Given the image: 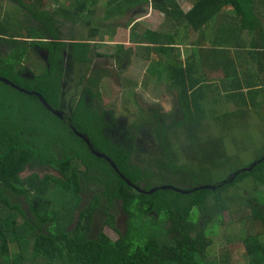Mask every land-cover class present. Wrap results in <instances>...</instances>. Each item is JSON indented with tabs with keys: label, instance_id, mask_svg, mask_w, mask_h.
Masks as SVG:
<instances>
[{
	"label": "trees",
	"instance_id": "obj_1",
	"mask_svg": "<svg viewBox=\"0 0 264 264\" xmlns=\"http://www.w3.org/2000/svg\"><path fill=\"white\" fill-rule=\"evenodd\" d=\"M12 1L28 9L30 19L39 25L25 27L24 41L23 33L12 29L0 13V77L11 82L0 80L8 94L0 99V264H217L206 261L209 235L223 226V215L230 209L249 226L241 239L250 259L246 264H264V154L232 169L226 179L202 181L204 171L220 168L232 156L224 151L223 139L205 141L197 136L198 131L206 133L211 115L228 126L229 118L246 119L247 110L263 108L264 0H108L105 19L145 2L166 11L158 29L139 33L137 23L131 28L130 41L145 43L148 51L141 56L150 58L153 49L160 56L151 61L150 77L177 89L180 106L171 117L153 109L160 155L146 159L125 143L134 141L133 130H127L123 144L115 142L105 133L110 126L103 119L102 104L86 102V97L102 100V74L88 79L90 85L76 101L69 115L73 128L45 105L61 109L63 65L58 60L68 43L49 44V65L32 78L22 75L30 51L38 53L31 46L46 45V36L58 37L56 15L72 23L86 21L92 36L98 32L90 18L101 0H74L73 7L52 0L56 11L44 9L42 0H34L33 6ZM35 2L42 7L33 10ZM69 43L73 56L82 62L88 61L91 44L97 56L120 64L128 52L122 44L87 39ZM214 71L222 77H211L209 72ZM216 102L236 107L211 114ZM139 124L133 127L137 130ZM179 130L188 140L183 149L193 151L191 161L172 144ZM93 150L104 153L117 169ZM26 170L30 173L24 175ZM182 176L197 183L174 185L172 178ZM163 178L173 182L163 184L190 192L158 188L148 193L163 185L155 183ZM246 179L254 189L245 194L237 186ZM210 184L218 186L195 189ZM117 201L129 217L124 232L116 226ZM105 225L119 231L116 240L104 233ZM228 257L224 248L221 264H230Z\"/></svg>",
	"mask_w": 264,
	"mask_h": 264
},
{
	"label": "rangeland",
	"instance_id": "obj_2",
	"mask_svg": "<svg viewBox=\"0 0 264 264\" xmlns=\"http://www.w3.org/2000/svg\"><path fill=\"white\" fill-rule=\"evenodd\" d=\"M25 1L26 4L32 5L34 0ZM150 1L152 2V0ZM179 1L186 2L184 0ZM107 2L108 0H101L96 8H94L95 15L90 18L92 20V27L96 26L98 31L93 33L94 36L91 35V27L85 23L86 21L79 20L76 23H72L65 20L60 14L55 16L58 37L68 44L71 41L90 39V41H97L92 42L95 44L100 42L114 46L122 44L124 51H128L123 64H120L118 61L111 59L105 61L104 58L97 56L95 50H93L94 44L90 45L89 53L87 54L88 61L83 62L75 59L73 52L70 51L71 46L64 48L66 72L62 79L61 109L66 114H70L83 89L88 85V79L102 74V100L98 102L97 99L89 97H86L85 100L88 104H102V108L104 109L103 119L110 126L105 130L107 137H111L115 142L123 144L126 132L130 128L135 133L134 141L132 143L125 142L126 144L133 145L144 159L150 157V155H160L157 138L153 134L155 117L152 111L155 109L165 117H171L173 113L180 111L178 90L169 89V82H156L150 77L152 75L149 71L151 61L160 59V56L157 55L154 49L151 50L150 58L141 56V52H148L143 47L145 43L142 42L138 45L130 41V38L131 28L135 23L138 25V29L136 30L139 33H142L145 28L158 29L159 24L165 20L164 14L166 11L161 8L160 11L162 12H160L151 3L145 2L146 4L142 6H136L134 11H129V8L125 7L128 12L124 15L105 19ZM69 4L73 7L76 2L74 0L62 1V5L64 6H69ZM35 5L37 6L33 7V10H38L42 7L38 6V2H35ZM42 5H46L44 9L46 8L49 11H56L58 7L52 0H42ZM0 13L2 18L7 19L12 29L23 33L24 37L21 40L24 41L27 40L25 27H37L39 25L37 20L30 19L31 16L28 9L20 7L12 0H0ZM50 14L53 15L54 12H50ZM138 46H142V49ZM182 49L184 48L182 47ZM98 50L101 49L99 48ZM41 56L34 51H30L27 59L23 62L22 75L29 74V72H25L26 70H29L32 74L42 72L45 63ZM185 57L186 50L184 49L183 59ZM209 73L214 78L222 77L220 71ZM260 74L261 77H264V71H261ZM0 90V99H4L8 95L7 90L2 85H0ZM261 99L263 101L262 109L247 110L246 119L239 118L238 116L229 118L232 124L228 125L229 127L224 120L215 121L212 115L208 118L206 124L209 125V128L206 133H202L203 139H206L208 136L212 139H223L224 151L227 155L232 156V158L218 169L214 168L207 172L204 171L200 175L202 181L215 183V181L226 179L232 169L250 163L261 155L260 153L264 154V149H261V152L258 150L255 152L256 154L254 153L255 150L264 147V96ZM212 102L209 103L211 107L213 106ZM216 105L214 107L216 111L211 110V114L216 112L215 114L218 115L220 113L221 115L223 111L232 110L236 107L233 104L224 102H216ZM139 123L142 126L136 130L134 127L139 126ZM177 134L178 136L173 138L172 144L180 148L181 145H186L188 140L181 130ZM182 162L180 161V163ZM29 173L30 171L26 170L24 175ZM43 173L41 172V174ZM172 180L174 183L169 178L159 179L155 183L163 184L164 182L171 181L179 187H189L197 183L194 178H185L183 176L173 177ZM237 188L246 194L254 189V184L250 179H246ZM113 207L114 211H117L116 226L121 232H124L127 218H129L128 214L121 211V201H117ZM233 212L232 209L225 211L223 226L218 229L216 234L209 235L210 241L208 242L209 245L205 254L207 262L212 261V263L221 264V255L224 248L229 253L230 264H246L250 261L249 256L245 254V247L241 241L242 237L248 232L249 226L246 224V221L239 219L240 213ZM102 219L99 215L98 220L102 222ZM255 226V230L258 231L260 229L259 225L256 224ZM103 231L112 240H116L119 237V231L110 225H105ZM12 247L11 252L15 251V248Z\"/></svg>",
	"mask_w": 264,
	"mask_h": 264
},
{
	"label": "flooded vegetation",
	"instance_id": "obj_3",
	"mask_svg": "<svg viewBox=\"0 0 264 264\" xmlns=\"http://www.w3.org/2000/svg\"><path fill=\"white\" fill-rule=\"evenodd\" d=\"M94 36V35H93ZM82 40V39H81ZM88 41H90V39H87ZM44 41H46V45H43L42 47H39L38 45H33V46H31V50L33 49V50H36L37 52H38V54L41 56V58L44 60V65L45 66H47V65H49V55H50V48H49V44H52V43H54V42H56V41H63V40H61L60 39V37H57V38H53V36H46V40H44ZM63 42H66V41H63ZM91 42H97V41H91ZM71 44H68V46H70ZM67 48V47H66ZM54 49L56 50L57 48L56 47H54ZM126 53V52H125ZM61 54H62V56H61V58H60V60H58V65H61L63 68H62V74H61V81H62V79H63V77H64V74H65V72H66V68H65V65H64V50H62V52H61ZM76 59V58H75ZM105 59V61H107V60H110L108 57H105L104 58ZM78 60V59H77ZM121 66V65H120ZM26 73L27 72H29V74L28 75H23L24 77H29V78H32L33 77V75H35V74H38V73H35V74H32L29 70H26L25 71ZM0 78H3V77H0ZM1 80V79H0ZM62 84H63V81H62ZM30 93H36L35 91H30ZM61 112H62V114L64 115L63 116V118H61V119H63V120H65L67 123H68V125L71 127L72 125H71V120H70V114H66V112H63L61 109H59ZM154 125H153V127L155 126V122L153 123ZM203 133V132H202ZM202 133L201 132H199L198 131V134H197V136H198V138H200V139H202V140H205V141H208V138H209V136L206 138V139H203V136H202ZM81 134H83V133H81ZM154 134V133H153ZM84 136H85V138H88L85 134H83ZM182 146V147H181ZM180 146V148H177V150L179 151V154L181 153L184 157H186V158H189V161H191L192 159H194L193 157H192V155H191V153H193V151H191V150H189L188 148L187 149H183L184 147H188V145H187V143H186V145H181ZM182 150V151H181ZM95 150H93V152H94ZM199 151V148L195 151V152H198ZM189 152H190V154H189Z\"/></svg>",
	"mask_w": 264,
	"mask_h": 264
},
{
	"label": "water",
	"instance_id": "obj_4",
	"mask_svg": "<svg viewBox=\"0 0 264 264\" xmlns=\"http://www.w3.org/2000/svg\"><path fill=\"white\" fill-rule=\"evenodd\" d=\"M1 80H3V81H5L6 83H11L8 79H6V78H0ZM21 89V88H20ZM23 90V89H22ZM45 105L48 107V109H50L55 115H57L58 117H60V118H63V114L61 113V111H59V110H56V109H53L48 103H45ZM72 128H73V126H72ZM75 130V129H74ZM76 131V130H75ZM76 133L80 136V137H82L83 139H85L86 141H88L89 142V140L87 139V138H85V136L83 135V134H81L80 132H78V131H76ZM94 153L97 155V156H105L103 153H100V152H98V151H94ZM108 160H110V158H108V157H106ZM110 162L112 163V165L117 169V167H116V165L110 160ZM256 163H253V165L251 166V167H249V169H251L254 165H255ZM235 175H236V173L233 175V176H231V177H229V180L230 181H233V179H234V177H235ZM128 181V183L130 184V185H133V184H131V182L129 181V180H127ZM228 180H226L225 182H227ZM161 189H166V188H168V189H173V190H176V191H180V192H185V193H188V192H190V191H186V190H183V189H179V188H177V187H174V186H171V185H162L161 187H160ZM201 188H208V189H215L216 188V185H201V186H199V187H196L195 189H201ZM156 190V188H153V189H151L150 191H148V193H151V192H153V191H155ZM192 191V190H191Z\"/></svg>",
	"mask_w": 264,
	"mask_h": 264
},
{
	"label": "clouds",
	"instance_id": "obj_5",
	"mask_svg": "<svg viewBox=\"0 0 264 264\" xmlns=\"http://www.w3.org/2000/svg\"><path fill=\"white\" fill-rule=\"evenodd\" d=\"M101 58H105V57H101ZM60 111V110H59ZM62 113V112H61ZM88 139V138H87ZM89 140V139H88ZM88 142V141H87ZM88 143H90V142H88ZM96 151V150H95ZM99 152V151H98ZM104 154V153H103ZM105 155V154H104ZM103 157V156H102ZM104 157H107L106 155L104 156ZM109 158V157H108ZM107 159V158H106ZM111 160V159H110ZM110 160H108L107 159V161H109L110 162ZM112 161V160H111ZM113 162V161H112ZM114 163V162H113ZM226 180H224V182H225ZM163 185H166V184H163ZM162 186V185H161ZM161 186H156V187H153V188H156V189H158V188H160ZM216 186H218V185H216ZM152 188V189H153Z\"/></svg>",
	"mask_w": 264,
	"mask_h": 264
}]
</instances>
